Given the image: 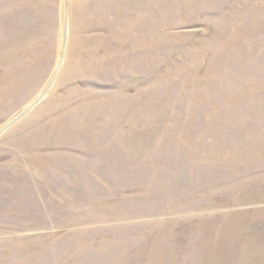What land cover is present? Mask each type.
Segmentation results:
<instances>
[{"label":"rangeland","instance_id":"374dc122","mask_svg":"<svg viewBox=\"0 0 264 264\" xmlns=\"http://www.w3.org/2000/svg\"><path fill=\"white\" fill-rule=\"evenodd\" d=\"M263 194L264 0H0V264L264 261Z\"/></svg>","mask_w":264,"mask_h":264},{"label":"bare ground","instance_id":"6f19581e","mask_svg":"<svg viewBox=\"0 0 264 264\" xmlns=\"http://www.w3.org/2000/svg\"><path fill=\"white\" fill-rule=\"evenodd\" d=\"M253 185L250 190H258L260 189V183H253L251 184ZM249 192V191H247ZM264 202V194L261 196H254V197H250L249 198H243L241 200V204L242 205H246V204H255L256 208L254 210H252V217H259L261 215L264 214V204L262 203ZM259 203V204H258ZM258 204V205H257ZM242 218H244V213L242 212H236L234 214L229 215L228 217H226L224 219L223 224L220 226L219 230L216 232L214 230V228L206 223H202L201 227H198L196 229V231L193 233H190L191 235L188 237V240L186 241V238H176L177 240L175 241V245L176 246H181L180 243H186V245L184 247L181 248H177L176 249V253L174 254V256L172 257V262H175L178 258H180L183 253L187 252V251H194L198 248H202L201 251V256H204L205 258H209V259H217L216 258V249L218 248H231L232 244L229 241L230 239V235L231 233V229L233 227V225L241 220ZM254 237V236H253ZM254 239H256L254 237ZM189 242V243H187ZM249 241L240 244L239 246L241 250L243 251H249V252H254V253H258V252H262L264 249V239L261 240L258 243H251ZM208 244L207 247H205L204 245ZM171 245V244H169ZM242 245H246V249H244V247ZM160 246H163L160 243H156L154 245L155 251H156V257L158 259H161L162 257L159 254V248ZM153 248V249H154ZM240 250V252H242ZM215 251V252H214ZM200 259V257H199ZM188 264H217V260H212V261H202V259H200V261H190L187 262ZM255 263H259V264H264V261H251L249 262V260H242L239 261L235 264H255ZM219 264H227L226 261H220Z\"/></svg>","mask_w":264,"mask_h":264}]
</instances>
